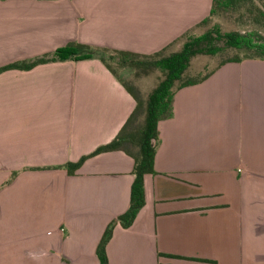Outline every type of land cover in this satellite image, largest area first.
<instances>
[{
    "label": "crops",
    "instance_id": "0c3cea01",
    "mask_svg": "<svg viewBox=\"0 0 264 264\" xmlns=\"http://www.w3.org/2000/svg\"><path fill=\"white\" fill-rule=\"evenodd\" d=\"M211 6L0 0V68L69 44L176 52ZM155 86L136 88L146 98ZM135 107L99 58L0 71V264H98L104 232L129 207L134 157L66 166L113 141ZM158 129L145 205L129 228L114 225L109 264H264V60L177 90Z\"/></svg>",
    "mask_w": 264,
    "mask_h": 264
},
{
    "label": "trees",
    "instance_id": "16d2710c",
    "mask_svg": "<svg viewBox=\"0 0 264 264\" xmlns=\"http://www.w3.org/2000/svg\"><path fill=\"white\" fill-rule=\"evenodd\" d=\"M229 14H238L236 20L252 28L246 31L222 32L218 26H214L200 36H193L191 30L182 37L185 41L178 51L167 53V49H164L152 55L69 44L58 49L51 56L0 68V71L30 70L45 63L99 58L134 98L136 107L115 139L100 146L78 162L66 166L68 173L73 175L86 159L102 153L124 151L134 157L132 170L134 180L129 207L124 214L112 221L104 232L96 250L98 264H109L106 245L112 237L114 225L119 223L123 228H129L145 205V177L155 173L154 161L159 139V122L172 116L176 91L204 82L225 64L240 63L249 59L264 60V0H212L209 16L197 27L207 24L212 17ZM198 56L216 57L220 60L212 70L191 75L189 69L192 60ZM120 69L132 70L137 77L158 72L156 86L144 98L136 87L128 84L120 75Z\"/></svg>",
    "mask_w": 264,
    "mask_h": 264
},
{
    "label": "rangeland",
    "instance_id": "374dc122",
    "mask_svg": "<svg viewBox=\"0 0 264 264\" xmlns=\"http://www.w3.org/2000/svg\"><path fill=\"white\" fill-rule=\"evenodd\" d=\"M237 18L238 14H229L215 18L212 17L207 24H202L198 27H195L191 31V34L193 36H200L205 33L208 29L213 28L214 26H218L222 32H230L234 30L246 31L252 28L251 26L240 24L239 20H236ZM184 41L185 39L183 38L181 41L173 45L170 48L169 52L179 50L182 47ZM219 60L220 59L216 57L198 56L192 60L191 67L189 69V74L194 75L197 73H205L207 71H210L218 65ZM119 73L128 84L133 85L138 89L139 87H142L144 89L149 88L152 86V84L156 85L159 76L158 72H152L148 75L137 77L134 74V71L129 69L126 71H122L120 69Z\"/></svg>",
    "mask_w": 264,
    "mask_h": 264
}]
</instances>
